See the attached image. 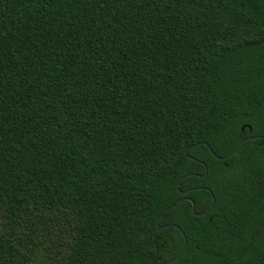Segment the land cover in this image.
Here are the masks:
<instances>
[{
  "label": "trees",
  "instance_id": "16d2710c",
  "mask_svg": "<svg viewBox=\"0 0 264 264\" xmlns=\"http://www.w3.org/2000/svg\"><path fill=\"white\" fill-rule=\"evenodd\" d=\"M263 143L264 0H0V264H264Z\"/></svg>",
  "mask_w": 264,
  "mask_h": 264
},
{
  "label": "water",
  "instance_id": "95a60500",
  "mask_svg": "<svg viewBox=\"0 0 264 264\" xmlns=\"http://www.w3.org/2000/svg\"><path fill=\"white\" fill-rule=\"evenodd\" d=\"M259 137H252V138H246V139H244L243 141H241L235 148H234V150L230 153V154H228V155H226V156H224V157H222V158H219V157H217V156H215L214 154V157L215 158H217V159H222V160H225V159H228L230 156H232L239 148H240V146L244 143V142H246V141H248L249 139H258ZM262 146L264 147V143L262 144ZM191 149V148H190ZM189 149V150H190ZM211 151V150H210ZM211 153H213L212 151H211ZM185 155L189 158V159H192L191 157H189L188 156V150L185 152ZM205 174H206V171H205ZM204 174V175H205ZM189 176V175H188ZM184 178H186V176L185 177H183V179ZM189 191H184L183 192V194H187ZM184 200H187V201H189L190 203H191V210H192V212L194 213V203H193V201H192V199H190V198H182V199H179V200H177L176 201V203L174 204V205H172V206H170L169 208H166L165 210H164V212L163 213H165V212H167L169 209H171V208H174V207H176V206H178L181 202H183ZM213 204H214V198L212 197V203H211V205H210V207L205 211V212H203V213H201V214H198V215H201V216H203V215H206L208 212H209V210L213 207ZM163 213L159 216V218H158V221H157V231H161V230H163V229H165V228H167V227H169V226H160V220H161V218H162V216H163ZM173 227L174 228H176L177 230H179L180 232H181V230L179 229V227H177V226H175V225H173ZM181 234H182V236H183V244H182V247H181V249L179 250V252L177 253V255L173 258V259H171V260H169V261H165V262H162V263H160V264H172V263H174L180 256H181V254L183 253V251L185 250V247H186V238H185V236H184V234L181 232Z\"/></svg>",
  "mask_w": 264,
  "mask_h": 264
}]
</instances>
